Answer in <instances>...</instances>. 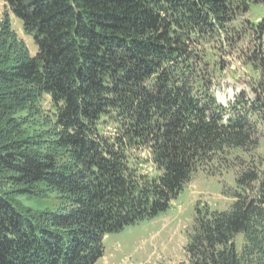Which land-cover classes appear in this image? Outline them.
<instances>
[{
  "label": "trees",
  "instance_id": "1",
  "mask_svg": "<svg viewBox=\"0 0 264 264\" xmlns=\"http://www.w3.org/2000/svg\"><path fill=\"white\" fill-rule=\"evenodd\" d=\"M2 1L38 51L3 14L0 264H95L105 237L221 169L236 171L234 202L197 208L187 264H264V157L249 112L264 123V16L243 21L264 0ZM247 34L260 43L244 55L253 107L242 95L229 111L213 81Z\"/></svg>",
  "mask_w": 264,
  "mask_h": 264
},
{
  "label": "rangeland",
  "instance_id": "2",
  "mask_svg": "<svg viewBox=\"0 0 264 264\" xmlns=\"http://www.w3.org/2000/svg\"><path fill=\"white\" fill-rule=\"evenodd\" d=\"M5 13L9 14L14 31L26 43L31 55H36L38 48L34 39L25 34L23 22L0 0V18ZM263 16L264 3L260 1L258 5L251 7L243 21L257 22ZM254 41L247 34L238 44V51L231 53L225 50L223 56L225 70L214 78L212 91L218 103L229 111L242 95L244 103L249 102L247 109L253 107L254 88L253 80L250 78L252 71L245 66L244 55L246 52L252 54L260 45ZM262 43L264 51V35ZM261 71L264 73V69ZM263 73L259 80L264 79ZM44 107L50 108L49 100H45ZM249 112L261 131L257 156L264 157V123L259 119L258 113L250 110ZM220 171L214 175L202 171L197 173L180 195L171 202L167 211L152 220L140 222L105 237L104 254L95 264H187L185 248L193 231L197 208L208 207L210 211L223 212L234 202L231 195L236 189V171L235 169ZM23 201L27 206L42 209L51 204V200L42 198L23 197ZM236 243L240 248L243 237L238 236Z\"/></svg>",
  "mask_w": 264,
  "mask_h": 264
}]
</instances>
